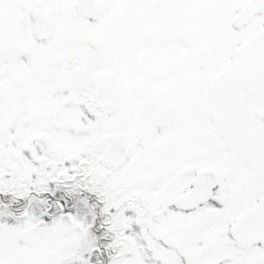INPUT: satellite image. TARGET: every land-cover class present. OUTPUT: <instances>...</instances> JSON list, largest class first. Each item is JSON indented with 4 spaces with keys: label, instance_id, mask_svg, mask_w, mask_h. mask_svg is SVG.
Returning a JSON list of instances; mask_svg holds the SVG:
<instances>
[{
    "label": "snow or ice",
    "instance_id": "obj_1",
    "mask_svg": "<svg viewBox=\"0 0 264 264\" xmlns=\"http://www.w3.org/2000/svg\"><path fill=\"white\" fill-rule=\"evenodd\" d=\"M0 264H264V0H0Z\"/></svg>",
    "mask_w": 264,
    "mask_h": 264
}]
</instances>
